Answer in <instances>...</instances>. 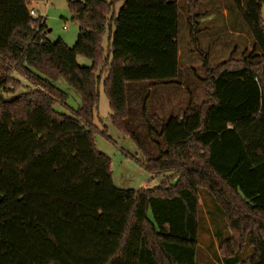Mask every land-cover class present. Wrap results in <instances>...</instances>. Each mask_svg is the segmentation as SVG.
<instances>
[{
  "label": "trees",
  "instance_id": "obj_1",
  "mask_svg": "<svg viewBox=\"0 0 264 264\" xmlns=\"http://www.w3.org/2000/svg\"><path fill=\"white\" fill-rule=\"evenodd\" d=\"M45 1L0 0V264H195L201 189L229 233L223 263L264 264V0H230L251 50L212 67L202 57L205 98L161 122L164 149L142 166L163 180L135 191L113 185L110 159L95 150L93 135H105L94 125L98 87L113 127L138 144L126 87L177 78L176 2H68L79 29L68 48L49 43L45 19L29 13ZM58 81L79 97L75 110ZM245 246L251 255L238 262Z\"/></svg>",
  "mask_w": 264,
  "mask_h": 264
},
{
  "label": "rangeland",
  "instance_id": "obj_2",
  "mask_svg": "<svg viewBox=\"0 0 264 264\" xmlns=\"http://www.w3.org/2000/svg\"><path fill=\"white\" fill-rule=\"evenodd\" d=\"M75 1L79 0H47L29 6L28 9H35L36 15L45 19L43 33L49 43L61 41L68 48L75 44L79 29L72 22L68 10V2ZM174 1L178 12L177 78L172 84L156 85L150 89L147 83H134L126 87L127 122L138 144L113 127L102 84L98 87V104L93 112L94 125L105 135L95 133L93 143L97 152L110 159L112 182L120 190L154 189L162 182V177H153L143 168L146 158L144 154L154 158L164 149L162 140L157 136L162 121L182 115L188 107H196L203 102L205 91L201 83L204 76L202 57L207 55L208 64L212 67L228 59L240 60L245 50H251L250 34L230 0ZM120 5L116 6V12ZM193 7L196 8L193 14L198 16V45L190 42L188 34L187 13ZM261 19L264 25V4ZM76 63L79 67L91 65L88 59L81 56L76 58ZM55 84L68 95L67 106L75 110L80 104L79 97L64 82L58 81ZM55 109L68 113L59 106ZM198 196L199 227L195 264H224L218 253L219 242L229 235L223 214L205 190H199ZM250 255L251 249L245 246L236 259L241 262Z\"/></svg>",
  "mask_w": 264,
  "mask_h": 264
},
{
  "label": "built area",
  "instance_id": "obj_3",
  "mask_svg": "<svg viewBox=\"0 0 264 264\" xmlns=\"http://www.w3.org/2000/svg\"><path fill=\"white\" fill-rule=\"evenodd\" d=\"M29 13L32 17L37 18V17H41L43 18L41 15H36V10L35 9H28ZM44 19V18H43Z\"/></svg>",
  "mask_w": 264,
  "mask_h": 264
},
{
  "label": "crops",
  "instance_id": "obj_4",
  "mask_svg": "<svg viewBox=\"0 0 264 264\" xmlns=\"http://www.w3.org/2000/svg\"><path fill=\"white\" fill-rule=\"evenodd\" d=\"M178 59H179V49H178Z\"/></svg>",
  "mask_w": 264,
  "mask_h": 264
}]
</instances>
